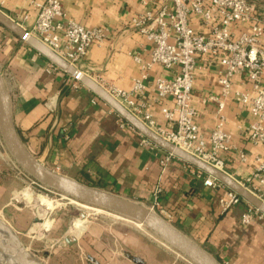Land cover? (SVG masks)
Wrapping results in <instances>:
<instances>
[{
	"label": "crops",
	"instance_id": "1",
	"mask_svg": "<svg viewBox=\"0 0 264 264\" xmlns=\"http://www.w3.org/2000/svg\"><path fill=\"white\" fill-rule=\"evenodd\" d=\"M2 2V11L28 30L33 29L38 14L33 0ZM60 2L66 20L90 29H107V37L94 43L76 66L104 87L131 90L153 50L152 42L132 22L154 6L143 0ZM249 2L256 6L257 17L264 19V0ZM192 24L196 30H203L198 21ZM199 65L192 104L199 130L208 136L218 120L217 103L208 99L223 97L219 83L222 66L219 58L200 61ZM0 70L10 91L16 127L29 150L48 167L147 205L153 204L155 192L161 188L159 200L168 211L166 218L222 263L264 264V219L244 225L241 217L245 203L223 214L219 200L228 187L206 185L209 175L178 158L163 163L166 151L143 145L141 134L105 101L2 25ZM175 74L176 69L155 64L144 80L145 93L137 96L157 127L168 129L162 108H171L174 102L158 96L155 82ZM232 88L249 91L252 83L245 75H236ZM225 101V129L232 136L233 147L221 153L224 170L244 182L255 168L256 157H264V150L245 133L254 120L249 109L233 95ZM1 139L0 134V213L16 232L27 231L37 216L13 200L15 191L28 181ZM241 152L247 154V161L241 159ZM67 212L58 213L57 234ZM114 216L90 221L75 237L70 230L60 231L59 237L55 236L58 255L49 258L45 251L46 258L42 259L46 264H94L91 257L99 264H137L133 258L138 257L146 264H193L139 223ZM73 238L77 243L71 245Z\"/></svg>",
	"mask_w": 264,
	"mask_h": 264
},
{
	"label": "built area",
	"instance_id": "2",
	"mask_svg": "<svg viewBox=\"0 0 264 264\" xmlns=\"http://www.w3.org/2000/svg\"><path fill=\"white\" fill-rule=\"evenodd\" d=\"M2 3L0 0V5ZM33 3L38 14L33 29L29 31L74 65L87 55L94 43L107 37L105 28L90 29L74 20H66L60 0H33ZM143 3L153 5L154 9L134 18L132 26L152 42L150 61L141 68V74L134 80L131 90L105 88L167 140L223 170L225 160L221 153L230 152L233 147L232 136L225 129V98L233 95L254 117L245 130L246 135L264 150V19L257 17L256 6L249 0H143ZM194 20L203 26L202 31L194 28ZM211 58H219L222 66L219 83L222 85L223 97L210 96L208 99L217 103L218 120L212 132L205 136L196 122L197 111L192 99L195 80L201 68L199 63ZM155 64H161L169 70L176 69L173 78L160 77L155 82L158 96L170 97L174 102L173 107L162 108L168 129L157 127L152 115L145 111V104L137 99L139 94L145 93L147 86L144 80ZM236 75H245L251 81L252 89L234 90L232 80ZM75 82L79 81L75 79ZM141 136L143 145L159 148ZM1 142L4 146L2 139ZM240 157L243 161L248 159L244 152H241ZM174 158L177 157L167 153L163 163ZM17 168L31 185L47 193L60 195L69 203H79L47 188ZM205 183L209 186L223 185L211 176ZM243 184L264 200V157H256L255 168ZM160 193L161 188H158L155 201L149 207L166 218L168 211L159 200ZM242 203L247 205L241 217L244 225L264 219L259 209L229 188L219 200L223 214Z\"/></svg>",
	"mask_w": 264,
	"mask_h": 264
},
{
	"label": "water",
	"instance_id": "3",
	"mask_svg": "<svg viewBox=\"0 0 264 264\" xmlns=\"http://www.w3.org/2000/svg\"><path fill=\"white\" fill-rule=\"evenodd\" d=\"M0 25L12 34L26 42L35 51L43 55L54 66L72 76L98 98L112 107L128 124L144 137L152 141L160 149L184 161L190 166L215 178L229 189L239 194L247 203L259 209L264 214V200L250 190L240 180L223 169L200 159L194 154L170 142L157 133L147 123L136 116L122 104L107 88L93 77L89 76L78 66L72 64L40 38L31 33L17 20L11 18L0 9ZM0 134L2 140L17 166L35 181L49 189L62 193L85 205L96 207L122 218L139 223L179 255L193 264H223L219 259L207 251L203 246L182 232L173 223L158 212L152 210L147 204L135 201L108 190L91 186L78 179L71 178L40 161L26 146L22 139L12 111V101L6 79L0 70ZM86 218L85 215H83ZM71 245L77 239L69 240ZM94 264H99L91 257ZM137 264H146L144 260L134 257ZM0 264H46L42 258L30 251L13 231V229L0 219Z\"/></svg>",
	"mask_w": 264,
	"mask_h": 264
},
{
	"label": "rangeland",
	"instance_id": "4",
	"mask_svg": "<svg viewBox=\"0 0 264 264\" xmlns=\"http://www.w3.org/2000/svg\"><path fill=\"white\" fill-rule=\"evenodd\" d=\"M255 1V0H254ZM14 163V162H13ZM18 172V170H16ZM20 171V170H19ZM21 172V171H20ZM28 183L22 186L19 190L14 193V201L20 202L22 207L33 211L37 219L33 221L30 228L27 231H17L16 228L12 227L13 231L19 236L23 241L25 246L34 252L37 250L38 256L45 259L46 256L44 252L47 251L49 258L53 255H58L56 252L59 243L55 240V236L59 237L60 231H68L72 237L78 235V229L82 226L88 225L90 221L104 220L111 218L115 214L107 212L105 210L85 205L81 202L79 203H69L68 200L63 199L60 195L47 193L46 191L39 189L38 187L31 185L30 181L27 179ZM30 190L31 195L26 200H18L17 196L24 192L25 190ZM44 200H46L50 205L46 209L44 205ZM74 201V200H73ZM82 204V205H81ZM150 206V204L148 205ZM44 208V210L42 209ZM68 211L67 219L63 222L61 228L58 229V234L55 232L56 220L58 218V213L61 211ZM86 216V218L83 217ZM120 217L118 215H115ZM114 216V217H115ZM83 220H81V219ZM0 219L6 224L10 225L8 220L0 213ZM44 226H47L44 228ZM78 230V231H77ZM81 230V229H80ZM66 231V232H67ZM77 231V232H76ZM86 259V256H85ZM47 260V259H46ZM87 260V259H86ZM88 263V261H87Z\"/></svg>",
	"mask_w": 264,
	"mask_h": 264
},
{
	"label": "bare ground",
	"instance_id": "5",
	"mask_svg": "<svg viewBox=\"0 0 264 264\" xmlns=\"http://www.w3.org/2000/svg\"><path fill=\"white\" fill-rule=\"evenodd\" d=\"M31 195V192H30V190H25L24 192H22L21 194H19L18 196H17V199L18 200H26V199H28V197ZM75 202H76V200H75ZM44 205H45V207H46V209H48L49 208V203L46 201V200H44ZM42 209L44 210V208L42 207ZM45 211V210H44ZM81 219V218H80ZM81 220H83V219H81ZM138 224V223H137ZM140 225V224H139ZM141 226V225H140ZM47 226H44V228H46Z\"/></svg>",
	"mask_w": 264,
	"mask_h": 264
},
{
	"label": "trees",
	"instance_id": "6",
	"mask_svg": "<svg viewBox=\"0 0 264 264\" xmlns=\"http://www.w3.org/2000/svg\"><path fill=\"white\" fill-rule=\"evenodd\" d=\"M87 184H88V183H87ZM89 185L94 186V185H92V184H89Z\"/></svg>",
	"mask_w": 264,
	"mask_h": 264
}]
</instances>
